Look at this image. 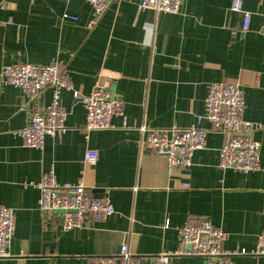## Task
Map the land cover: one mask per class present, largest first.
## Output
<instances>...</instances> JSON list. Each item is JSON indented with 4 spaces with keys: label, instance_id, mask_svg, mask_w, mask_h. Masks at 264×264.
<instances>
[{
    "label": "crops",
    "instance_id": "obj_1",
    "mask_svg": "<svg viewBox=\"0 0 264 264\" xmlns=\"http://www.w3.org/2000/svg\"><path fill=\"white\" fill-rule=\"evenodd\" d=\"M231 1L182 0L178 13H163L140 10L139 0H118L97 17L86 0H0V71L4 64L57 63L80 96L101 72L112 77V91L123 102L113 127L85 132L81 97L64 90L65 129L32 148L17 132L50 101L51 91L28 98L0 79V204L14 210L8 255L0 264H90L115 255L121 244L138 264H157V254L182 247L180 228L200 218L227 233L224 248H254L264 230V0H243L251 13L246 31ZM63 13L77 20L62 19ZM237 80L244 118L260 124L251 132L260 142L254 172L220 168L223 136L207 119L198 122L208 85ZM194 124L208 131L190 167L170 168L164 156L140 144L142 126ZM88 149L97 152L90 165L84 162ZM50 166L59 183L80 180L92 194L109 197L114 212L88 215L86 225L65 229L59 213L39 207L32 184ZM233 261L264 264V255ZM167 264L205 259L178 253Z\"/></svg>",
    "mask_w": 264,
    "mask_h": 264
},
{
    "label": "built area",
    "instance_id": "obj_2",
    "mask_svg": "<svg viewBox=\"0 0 264 264\" xmlns=\"http://www.w3.org/2000/svg\"><path fill=\"white\" fill-rule=\"evenodd\" d=\"M116 1L118 0H86L97 17ZM181 5L182 0L138 2L140 10L151 9L163 13H178ZM230 9L242 12L241 30H248L251 13L243 9V0H232ZM62 19L76 21L77 16L63 13ZM8 21L11 22V19ZM0 79L3 83L18 88L28 98L38 97L45 89L51 91L50 101L44 107L34 110L29 124L17 132L24 145L42 148L46 136H53L65 129L66 111L60 105L61 94L64 90L70 91L74 98H78L80 94L74 89L71 77L64 66L57 63L37 65L29 62L4 64L0 71ZM111 83L112 77L100 72L91 90L80 96L85 109L82 126L85 132L111 128L112 118L123 115V102L111 90ZM244 108L243 88L238 80L216 81L208 85L204 99V114L198 116V122L202 118L207 119L211 130L223 136L218 163L222 169L254 172L260 168V142L251 136L253 128L260 127V124L244 118ZM207 131L195 124L168 128L142 126L140 144L153 154L164 156L170 168H187L192 164L194 152L205 147ZM96 159L97 152L88 149L84 162L90 165ZM32 184L39 191V207L50 213H59L65 229L86 225L84 219L88 215L105 218L114 212L109 197L92 194L80 180L59 183L53 166ZM13 228L14 210L0 204V258L8 255ZM179 234L182 243L180 250L157 254L155 256L157 264H167L169 257L178 253L203 257L205 264H234L233 257L237 255H264V230L256 235V243L252 250L224 248L223 242L227 238V233L207 219H195L184 224ZM90 264H138V262L137 258L131 255L128 245L121 244L115 255L96 257Z\"/></svg>",
    "mask_w": 264,
    "mask_h": 264
},
{
    "label": "water",
    "instance_id": "obj_3",
    "mask_svg": "<svg viewBox=\"0 0 264 264\" xmlns=\"http://www.w3.org/2000/svg\"><path fill=\"white\" fill-rule=\"evenodd\" d=\"M111 90H112V87H111Z\"/></svg>",
    "mask_w": 264,
    "mask_h": 264
}]
</instances>
